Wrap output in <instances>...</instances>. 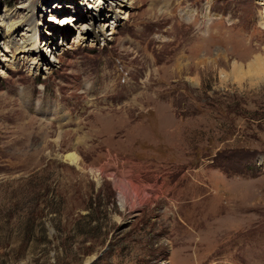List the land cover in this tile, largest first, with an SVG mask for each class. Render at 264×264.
<instances>
[{
    "label": "rangeland",
    "instance_id": "obj_1",
    "mask_svg": "<svg viewBox=\"0 0 264 264\" xmlns=\"http://www.w3.org/2000/svg\"><path fill=\"white\" fill-rule=\"evenodd\" d=\"M117 4L0 0V264H264V0Z\"/></svg>",
    "mask_w": 264,
    "mask_h": 264
},
{
    "label": "bare ground",
    "instance_id": "obj_2",
    "mask_svg": "<svg viewBox=\"0 0 264 264\" xmlns=\"http://www.w3.org/2000/svg\"><path fill=\"white\" fill-rule=\"evenodd\" d=\"M131 0H118V8H122L121 11H119L120 13H122V17L120 18V20H126L128 18V12L127 10H125L127 2H129ZM118 11V10H117ZM119 18L115 17V23H119L118 22ZM114 25V24H113ZM118 25V24H117ZM259 25L262 27L264 26V17L261 18V20L259 21ZM107 26V24H103L100 25L101 28V34L103 36H105L104 32L107 31L105 30V27ZM109 27V25H108ZM107 27V28H108ZM109 34H113V29H110ZM108 35V34H107ZM106 35V36H107ZM109 36V35H108ZM31 49V45L28 41L23 42L22 46L20 47V50L22 51V53L25 52H29V50ZM35 64V63H33ZM236 66H234L233 68H235ZM222 76L224 77L223 80H225L227 78V74L226 73H221ZM247 79L249 81V83L251 85H256L259 84L260 82H264V56H260L257 55L253 61L247 66V68L245 69V71L241 68V67H236L233 72H232V79L236 82H238L239 85H241L240 83L243 81V79ZM68 158L71 161H74V158L71 156H68ZM121 182H119L118 185H120ZM131 184H129L130 186ZM121 190V194L120 196V200L122 205L128 204L129 202V196L125 193V186L121 184V188H119ZM135 191H137V187L135 188ZM138 193V192H137ZM132 195V194H131ZM137 196V195H135Z\"/></svg>",
    "mask_w": 264,
    "mask_h": 264
}]
</instances>
